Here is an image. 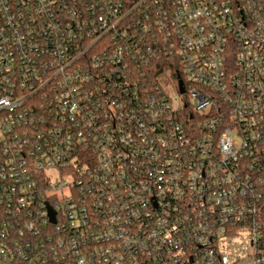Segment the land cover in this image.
<instances>
[{"label":"built area","instance_id":"2783aa9c","mask_svg":"<svg viewBox=\"0 0 264 264\" xmlns=\"http://www.w3.org/2000/svg\"><path fill=\"white\" fill-rule=\"evenodd\" d=\"M0 264H264V0H0Z\"/></svg>","mask_w":264,"mask_h":264},{"label":"rangeland","instance_id":"374dc122","mask_svg":"<svg viewBox=\"0 0 264 264\" xmlns=\"http://www.w3.org/2000/svg\"><path fill=\"white\" fill-rule=\"evenodd\" d=\"M164 86L171 96H178V83L176 81L167 78L164 82Z\"/></svg>","mask_w":264,"mask_h":264},{"label":"trees","instance_id":"16d2710c","mask_svg":"<svg viewBox=\"0 0 264 264\" xmlns=\"http://www.w3.org/2000/svg\"><path fill=\"white\" fill-rule=\"evenodd\" d=\"M165 68L162 65H155L150 68H146V72L148 76H154L155 74L158 76L160 72H165Z\"/></svg>","mask_w":264,"mask_h":264},{"label":"water","instance_id":"95a60500","mask_svg":"<svg viewBox=\"0 0 264 264\" xmlns=\"http://www.w3.org/2000/svg\"><path fill=\"white\" fill-rule=\"evenodd\" d=\"M180 90H181V92L183 93L184 92V89H183V83H180ZM52 221L53 222H55V219H54V215H53V213H52Z\"/></svg>","mask_w":264,"mask_h":264}]
</instances>
